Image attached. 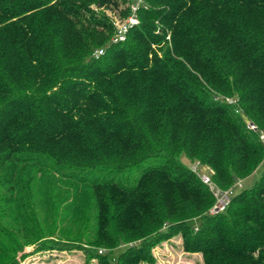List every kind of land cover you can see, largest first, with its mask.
Instances as JSON below:
<instances>
[{"label": "trees", "instance_id": "trees-1", "mask_svg": "<svg viewBox=\"0 0 264 264\" xmlns=\"http://www.w3.org/2000/svg\"><path fill=\"white\" fill-rule=\"evenodd\" d=\"M143 1L114 43L97 8L128 0H0V264H151L174 234L202 264H264V0ZM195 161L221 188L262 169L209 214Z\"/></svg>", "mask_w": 264, "mask_h": 264}, {"label": "rangeland", "instance_id": "rangeland-1", "mask_svg": "<svg viewBox=\"0 0 264 264\" xmlns=\"http://www.w3.org/2000/svg\"><path fill=\"white\" fill-rule=\"evenodd\" d=\"M132 2H135V0H132ZM97 11L104 13L112 22L114 20L122 21L125 17L119 13L120 8L115 9L113 7L106 8L102 6L98 7ZM261 169V167H258L252 175L244 180H240L242 188L252 185L260 175ZM235 190L238 191L239 188ZM197 223V219L192 220V224L196 225ZM180 241V235L174 234L170 238L157 242L150 249L154 260L151 264H202L201 255L199 253L184 252ZM129 246V243L119 246L116 249L114 248V252L118 253ZM24 253V256L19 259L18 264H96L97 262L94 257L87 261L84 251L75 248H45L33 250V247L29 246L25 248Z\"/></svg>", "mask_w": 264, "mask_h": 264}, {"label": "built area", "instance_id": "built-area-1", "mask_svg": "<svg viewBox=\"0 0 264 264\" xmlns=\"http://www.w3.org/2000/svg\"><path fill=\"white\" fill-rule=\"evenodd\" d=\"M141 6H144L143 0H135V2H132V0H128V14L122 21L114 20L112 22L115 30L113 36L111 37V42L118 43L125 40L129 28L139 22L137 14ZM102 53L103 49L101 48L96 50L93 55L98 57ZM225 100L230 104L235 103V99L231 97H226ZM247 126L253 131L257 130V126L255 124L249 123ZM260 139L264 141L263 133H260ZM190 169L194 173H196L199 179L208 187L210 193L214 198V202L208 210L209 214H217L224 211L225 208L229 205L231 198L234 195L235 189L242 187L241 181L239 180L228 188H221L214 181H212L209 173L207 172V169L203 167L198 161L192 162L190 164ZM133 244L134 242L129 243L130 246ZM99 252H102V250H99Z\"/></svg>", "mask_w": 264, "mask_h": 264}]
</instances>
